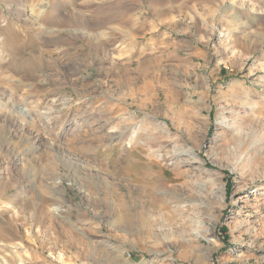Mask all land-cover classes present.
<instances>
[{"label":"rangeland","instance_id":"374dc122","mask_svg":"<svg viewBox=\"0 0 264 264\" xmlns=\"http://www.w3.org/2000/svg\"><path fill=\"white\" fill-rule=\"evenodd\" d=\"M0 264H264V0H0Z\"/></svg>","mask_w":264,"mask_h":264},{"label":"bare ground","instance_id":"6f19581e","mask_svg":"<svg viewBox=\"0 0 264 264\" xmlns=\"http://www.w3.org/2000/svg\"><path fill=\"white\" fill-rule=\"evenodd\" d=\"M111 4V3H110ZM106 6H108V5H106ZM99 13H100V11H99ZM98 13V14H99ZM107 14V13H106ZM97 16V15H96ZM111 16V15H110ZM99 18V17H98ZM79 19V18H78ZM80 20V19H79ZM85 20V19H84ZM81 21V20H80ZM113 111V110H112ZM102 120V119H101ZM118 123V122H117ZM157 125V124H156ZM113 128H117V131H113L114 133H113V135H112V137H111V139H113V141H114V139H118V138H120V137H122V138H126V139H133V134H130L129 133V131H131V128H129V127H127V125H118V124H114V126H113ZM164 128V127H163ZM117 134H119L118 136H117ZM101 135V134H100ZM142 135V134H141ZM148 136V135H147ZM147 136L145 135L144 137H146L147 138ZM138 137V135H136L135 136V139ZM159 137V136H158ZM121 138V139H122ZM143 139V138H142ZM145 140V139H144ZM136 141V140H135ZM140 141V140H139ZM158 141V140H157ZM138 148L139 147H141L140 145H138L137 146ZM169 151V150H168ZM175 156V155H174ZM191 158V157H190ZM188 159V160H186V161H191V159ZM164 159H165V157H164ZM193 159V158H192ZM178 161V160H177ZM146 215V214H145ZM144 216V215H143Z\"/></svg>","mask_w":264,"mask_h":264},{"label":"trees","instance_id":"16d2710c","mask_svg":"<svg viewBox=\"0 0 264 264\" xmlns=\"http://www.w3.org/2000/svg\"><path fill=\"white\" fill-rule=\"evenodd\" d=\"M231 189H230V184H228V191H230Z\"/></svg>","mask_w":264,"mask_h":264}]
</instances>
